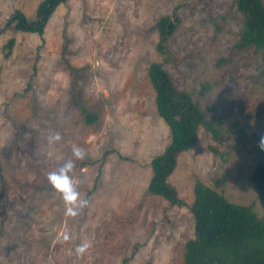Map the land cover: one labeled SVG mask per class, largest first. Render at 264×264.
Wrapping results in <instances>:
<instances>
[{
    "label": "rangeland",
    "instance_id": "obj_1",
    "mask_svg": "<svg viewBox=\"0 0 264 264\" xmlns=\"http://www.w3.org/2000/svg\"><path fill=\"white\" fill-rule=\"evenodd\" d=\"M40 1L0 0V28L15 10L32 19ZM233 3L67 0L42 36L0 35V49L15 39L8 58L0 51V264H183L196 182L262 216L250 174L264 134V78L260 55L234 48L242 16ZM167 15L179 24L164 62L156 24ZM154 62L208 119L223 121L221 142L200 128L196 145L177 157L167 180L182 207L147 191L150 161L170 142L147 77ZM56 132L62 140L50 145ZM73 145L87 154L74 161V183L88 201L75 217L47 179ZM82 242L91 248L77 258Z\"/></svg>",
    "mask_w": 264,
    "mask_h": 264
},
{
    "label": "trees",
    "instance_id": "obj_2",
    "mask_svg": "<svg viewBox=\"0 0 264 264\" xmlns=\"http://www.w3.org/2000/svg\"><path fill=\"white\" fill-rule=\"evenodd\" d=\"M66 1H40L32 19L18 10L13 11L0 28V35L11 30L42 36L56 8ZM233 4L242 16V27L234 48H252L255 54L260 55V77L264 78V1L234 0ZM178 24L179 19L171 15L161 17L156 24V49L164 62L171 58L165 44ZM14 43L15 39L10 38L0 49L4 58L11 55ZM37 59L38 55L35 63ZM35 68L34 64L33 69ZM147 77L155 92L157 114L170 133L169 144L150 161L151 177L147 191L152 196L162 197L170 205L182 207L186 205L185 202L178 197L176 189L167 179L176 167L177 157L196 145L200 128L208 132L216 142L224 139L222 117L208 119L190 93L179 91L175 87L163 63H151L147 69ZM92 118L95 115L85 113L87 123L92 122ZM261 136L253 151L254 164L250 181L257 199L264 207V151L258 146ZM245 141V134L240 128L237 142L244 144ZM221 183L222 179L216 181L215 185L220 186ZM193 195V202L188 208L194 221V236L184 245L183 264H264V212L262 216H258L253 205L232 203L217 188L208 187L201 182L194 185Z\"/></svg>",
    "mask_w": 264,
    "mask_h": 264
},
{
    "label": "clouds",
    "instance_id": "obj_3",
    "mask_svg": "<svg viewBox=\"0 0 264 264\" xmlns=\"http://www.w3.org/2000/svg\"><path fill=\"white\" fill-rule=\"evenodd\" d=\"M62 140L59 132L52 133L47 137L50 145L57 144ZM259 148L264 151V136L259 140ZM86 152L79 146L73 145L72 158L65 161L61 167L48 173L47 179L51 187L57 192L66 205V210L70 216H77L81 210L88 206V201L83 198L74 183L72 173L75 168L74 161L84 160ZM64 239L68 240L69 236L65 233ZM91 248L90 242H82L75 247L77 258H82Z\"/></svg>",
    "mask_w": 264,
    "mask_h": 264
}]
</instances>
